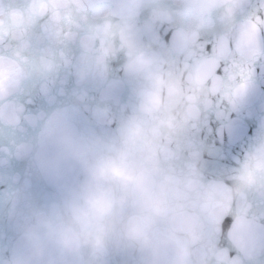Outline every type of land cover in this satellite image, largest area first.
I'll use <instances>...</instances> for the list:
<instances>
[{
  "label": "water",
  "instance_id": "obj_1",
  "mask_svg": "<svg viewBox=\"0 0 264 264\" xmlns=\"http://www.w3.org/2000/svg\"><path fill=\"white\" fill-rule=\"evenodd\" d=\"M176 3L0 0L10 45L0 55V164L24 160L0 192V264H258L264 127L241 141L228 184L210 174L200 135L220 61L229 60L227 78L214 91L245 105L228 35L247 0ZM162 26L174 31L170 44ZM218 28L214 54L202 55V37ZM256 31L253 22L242 33L241 52L256 50ZM69 74L76 86L56 101ZM27 85L54 106L25 114L30 96L16 94ZM226 214L231 258L221 244Z\"/></svg>",
  "mask_w": 264,
  "mask_h": 264
},
{
  "label": "snow or ice",
  "instance_id": "obj_2",
  "mask_svg": "<svg viewBox=\"0 0 264 264\" xmlns=\"http://www.w3.org/2000/svg\"><path fill=\"white\" fill-rule=\"evenodd\" d=\"M256 24L257 44L252 52L240 51V38L242 33L249 29L251 23ZM161 39L165 45L174 39V31L167 26L160 29ZM223 34V29L218 28L208 32L202 37V55L211 57L216 49L217 41ZM10 47L3 36H0V55ZM228 53L230 58H239V66L233 76L232 83L237 93L246 92V102L240 109L232 108L231 104L221 98L218 91H214L215 80L227 78L228 59L220 61L212 76L206 81L209 96L212 99V107L207 112V125L201 131V139L210 151L205 153V159L210 174L223 176L225 184L230 183L227 173L237 163L236 149L241 141L251 140L256 136L258 129L264 127V0H247V4L240 10L233 21L228 35ZM76 86L75 79L69 74L61 84V90L56 93V101H59ZM26 94L30 96L25 104V114L37 116L53 107L56 101L43 96L34 86L27 85L25 89L16 95L24 100ZM257 106L259 112L257 113ZM231 109L224 115L219 112ZM250 115L243 117V113ZM225 116L232 121L230 128L225 127ZM243 117V118H242ZM27 134V129L22 130ZM15 134V132H13ZM231 161V163H229ZM24 163L21 158L8 155L6 162L0 164V192L7 191L13 183V177L19 176L16 170L17 164ZM233 225V217L230 214L223 216L221 221V244L228 256L235 257L236 251L226 238V234ZM258 264H264V255L257 258Z\"/></svg>",
  "mask_w": 264,
  "mask_h": 264
}]
</instances>
